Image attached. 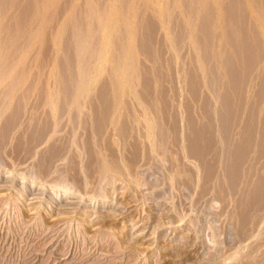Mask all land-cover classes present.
<instances>
[{
	"label": "rangeland",
	"instance_id": "1",
	"mask_svg": "<svg viewBox=\"0 0 264 264\" xmlns=\"http://www.w3.org/2000/svg\"><path fill=\"white\" fill-rule=\"evenodd\" d=\"M183 1H188V4L185 2L183 3ZM204 1L206 2V0L192 1L199 7L198 8L193 3H189L191 0H0V89L2 88L0 93L12 89L15 92H19L18 94L20 95L11 91L16 97L17 95L20 96V99H22L20 101L27 100L25 103L22 102V104L24 103L23 108L25 110L27 109L26 112H24V109H20L21 113H23L20 120H23L22 122L19 120L21 123L18 121V123H16L18 126L16 125L15 130L17 131L19 127L20 131H18L20 134H18V131L15 132V130L12 129L15 134L11 132L7 141L8 145L6 144V146L0 150V153H2L0 154V264H241L242 262V264H244L245 261V264H264V207L262 209L263 213H261V211L259 212L261 216L257 217L258 222L256 220L249 222V225L255 223L253 224L254 227L252 226L253 228H250L249 225H247L248 227H242L240 225V227L236 224V218L233 219L235 217V209H233L235 205H233L232 199L230 200L229 198L232 195L225 192L229 195L225 202L227 197L223 196L225 199L223 197L220 198V196L225 193L219 187L218 188L223 193L216 194V191H218L216 190V184L219 182L217 181L218 177L222 174L221 170H219L220 172L217 171L218 173H211L213 176L219 174L218 177L215 175L214 179L210 173L201 169L200 163H198L193 156L189 155L186 150L183 151V149L187 148L185 141H188L186 140L188 137L186 135H188L187 132H189V124L193 122V124H191L193 129L196 127L197 131H203L209 126V124L207 125V118L211 115L217 119V116L214 115L217 110L218 112L220 110L219 97L214 96L216 93H213L205 85L207 84L205 80L209 78L208 70L206 69L208 68V64L206 63L207 61H205L206 57L202 53L200 54L201 50H199L200 48L197 45H201V47L205 46V49L208 45L207 49L210 48L209 51H212L211 56H214V58L216 57V59L212 57L214 63H216L214 64L212 61V65H217V68L215 66L212 67H215L217 70L220 69L219 72H222L224 67L222 63V56L224 54L222 53L225 52L226 47L229 46V49H231L235 46L230 44L233 40V38L232 40L230 38V32L235 33L230 30L236 28L235 31L237 32V27H239L234 25L235 27L231 29L225 17L227 12L226 4L229 0H207L208 4H205ZM259 1L260 3L258 0L243 1L245 3L244 6L246 8L248 7V9H245V13L242 12L246 15L245 17L247 19H250L248 23L250 22L249 26L252 27L251 29L254 30L255 28V30H257L255 31V37L259 38L258 40L261 44L256 47V45H258V41L256 40L255 46L253 47H256V49L260 48V50H257L263 60L261 59L259 61L260 64L258 63L259 66L257 65L258 67L255 69L250 68L248 76L245 74L247 76V85L245 84L247 90L245 91V96L242 97V99L240 98V101H237L236 105L243 106L242 109L247 108L253 101L256 102V85L258 86V82L262 78V76L260 78V75L264 73V54L262 52L264 51V5H262L264 4L262 3L264 0ZM209 2L212 4L211 7L213 6L212 8L210 7L211 10L213 9L211 13L215 12V18L212 14L214 20L211 18L213 21H210V24H212L210 27H213V36L215 34V37L213 38L212 36L209 40L205 38L207 39L206 45L203 39H200L203 41L199 40L200 32L198 29L200 28H196V26L199 27L202 18L205 16L204 13L206 9L205 12H203V9L205 5V8H207V5L210 4ZM255 3L260 5L258 6ZM192 4L195 6V9L191 8V6H193ZM188 5L190 7H188ZM243 13L242 16H244ZM201 14H203V17ZM175 15L176 18L178 17L177 19ZM192 15L194 16L192 17ZM192 18H194V21ZM199 19H201V21ZM177 22L180 23V27H182L183 24L185 26L182 27L185 32L180 28L182 33L180 34V31L178 35L179 23L177 24ZM208 22L209 21L205 22L207 23L205 24L206 27L210 25ZM173 24L175 26L177 25L175 28L178 30H174L176 32L173 31ZM150 25L152 27H150ZM224 25L226 26L224 27ZM225 28L229 30L227 31ZM151 29H153V31ZM223 29H225L227 33L230 31L228 33L229 36ZM80 30L84 31V33ZM148 30H150V32ZM196 32L199 33L196 35ZM142 33L143 35H140ZM173 34L176 36L174 35L175 37H173ZM180 35H182V38ZM197 36L198 38H196ZM183 37L187 41L184 40ZM229 38L231 41L228 43ZM176 39L177 42L181 40L184 42L181 41L175 44L174 40ZM197 41H200V44H198ZM201 42H203L204 46H202L203 44ZM210 42L211 44L213 42V45H209ZM232 42H234V40ZM143 43L148 47L144 48L145 46H143ZM139 46H143L142 49ZM248 47L252 48L251 46ZM144 51L145 55H143ZM258 51L256 52L258 53ZM146 52H148L147 55ZM151 53H153V55L149 56ZM154 53H157V55L159 54L158 57L155 55L156 59L154 58ZM212 53L214 55H212ZM220 56L222 59H220ZM237 56L238 55H235V57ZM145 57H148L149 60ZM208 58L207 56V59ZM210 59L211 57L209 60ZM232 59L235 61L238 57ZM240 60L242 59L240 58ZM237 61H239V59ZM154 62L157 64H154ZM72 63L73 68H71ZM236 63H234V66L236 65L237 67L239 62ZM240 65L238 69L241 71ZM236 67L234 71L237 73ZM159 69L160 71L157 73ZM67 70L70 72V80L68 77H65L66 74L64 72H67ZM74 70L76 72H74ZM72 71L74 72L73 74L71 73ZM69 72H67L68 76ZM160 74L163 75V79H161ZM71 75H74V77L77 76L76 79L73 78L75 81H78L76 82V84H78V90L76 89L78 94L75 97L76 102H73V106H82L80 107V114L81 116L83 115V118L89 115L90 108L87 107L89 106V100L92 99L91 101H93L95 97L94 103L96 104V93L101 91H105L106 94H108L109 100L112 103L111 105L115 108L113 113L119 114V117H121H116V115L115 120V114L112 113L110 116V118L113 116V118L110 119L112 125L106 129L102 142L104 141L103 145L105 143L107 145L108 142L110 143L112 140L110 143L111 145L108 144L107 146L113 150L112 152H114V155L117 157L121 152V155H125H122L123 157L121 155L118 156V158L122 159L120 160L122 162L120 165L123 169L122 173L114 174V171H109V173H104L106 174L105 176L100 177V175L104 174L102 173L99 175L96 169L93 170V172H96L94 174L92 171L90 172V170H87L88 164L86 165V163L88 160L86 158L88 154L82 148V141L85 137V132L83 131L84 124H78L76 126V128H78L76 129L72 125L71 119H69V113H67L69 116H63L65 120L59 119V112L57 110L59 108L58 103L61 102L59 98L61 95L58 94L57 91L62 87L69 86L70 82L68 81L73 80ZM245 75H243L244 82L246 79ZM158 76L160 79L159 81ZM144 77L149 79L150 83L153 85V89L148 92L143 89ZM191 79L193 82L198 80L196 84L197 87H192L195 90H191V86L195 85V83L191 82ZM65 81L68 85H66ZM63 82L66 86L63 85ZM222 82H224V78ZM154 85H158L160 88ZM24 90H28V92L25 91V93L27 92V94L29 93L30 96L33 97L29 98L27 95H25V97ZM40 90L41 93L47 91L49 97H47L48 104L45 98L42 101L44 95L41 94L42 96H40ZM220 90L222 91L221 88ZM193 91L198 105L196 100L190 98L191 96L194 97V95L189 93ZM232 92L231 89L230 93L234 95ZM1 94L4 95V93ZM37 94L39 98L41 97L42 102H40V104L45 101L42 106L37 102L40 101L39 98L35 100ZM9 95L13 96L12 94ZM9 95L8 97L11 99ZM161 96H163V102L165 101V104H163L165 107L163 113H169V120H174L173 123L175 122L174 125L176 126L177 132L181 134L179 138L177 137L178 140L184 138L181 140V143L179 142L181 145L176 144L178 142L176 141L177 139L173 141L172 138H169L170 140L172 139V141L168 143V145H170L161 148L162 146L158 143L156 132L153 131L155 130V126H153L155 125V122L153 123L155 120V111L150 113L152 110L149 107V101L150 103L152 102L151 104L153 105V103L157 102V98L159 99ZM1 97L0 95V99ZM203 97H205L206 100ZM59 99L60 102H58ZM28 100L30 102H28ZM33 100L36 104H34V106L32 105L34 103ZM77 100L79 102L83 100L81 103H85L82 105L78 103ZM12 101L8 100L10 104H7L12 105L13 109V104L16 105L17 102L16 100L14 101L16 103ZM50 101L53 103H51V107H48L50 106ZM205 101L208 103L210 101L209 108L211 110L212 108L214 109L213 111H209L214 113V115H203L205 110L200 108H202L201 106L204 108L203 104L206 103ZM263 101L264 99L259 104V107L262 103L264 104ZM77 103L80 105H76ZM7 104L2 105L0 108L2 110V112L0 110V127L5 126V124L9 122L5 114L7 115L9 112L11 114L13 113ZM44 104L45 106H43ZM19 105L20 108H22L21 102ZM37 105L40 107L37 108ZM146 105H148L147 109L144 108ZM206 105L207 103L205 106ZM31 106L32 109L30 110ZM73 106L72 108H74ZM160 106L155 109H160ZM262 106L264 107V105H261V108ZM35 107L37 109H35ZM85 107L87 112L89 111L88 113ZM14 108L16 109V106ZM124 108L127 113H123L125 111ZM130 109H132L130 113L133 112L131 116L135 119L127 116L130 114L128 113ZM36 110H39V115L42 111L41 116H37ZM46 111L52 112V114L47 112V115H49V117L51 116L50 118L53 117L51 119V127L53 129H50L48 135L44 136L46 138H43V143L40 141V143L35 144L36 147L33 145V149H35L36 152H34V150L28 152L27 149L29 146H26V144H29L27 137H25V135L22 136L23 138L20 139H23L22 141L18 139L21 135L29 131L28 127H30L35 119H38V121L46 120L45 118L48 117L45 116ZM30 112H32L33 115H31L32 113ZM121 112L122 114H120ZM85 113H87L86 116H84ZM163 113L160 112L159 114L163 116ZM123 114L127 115L124 116ZM174 114L176 115L174 116ZM259 114L258 117L261 118V112ZM42 115L45 116V118H43ZM199 115L202 116V118L204 117L203 120H201L202 118L199 117ZM10 116L9 120L11 119ZM34 116H36V118ZM40 117L43 119L40 120ZM29 118L32 119L28 121ZM214 118L209 119L215 123ZM4 119L7 120L3 122V125L1 121H4ZM120 119H127V121H123H125L124 124L128 125L129 130H131L130 132L132 135L130 134L129 136L131 140H134L133 142H130L129 138V143L126 142L127 144L119 142L117 127L119 126L120 128L123 124ZM205 119H207V121H205ZM60 120H63L64 123L66 122V126L63 122L64 125L60 123ZM189 120H191V123L187 122ZM25 121L28 122L26 123L27 125L24 126L23 123L25 124ZM114 121L116 127L114 126ZM56 123L57 128L55 129ZM58 123L62 125L61 128H59L60 126ZM116 123H118V125ZM21 124L24 126L23 128ZM212 124L210 123L212 128L210 126V128H208L211 129V133H214V136L217 137V130H219L217 128L219 127ZM89 125L91 124L87 123V126ZM72 128H75V131L72 130ZM185 128L188 129L186 130ZM213 128H215L214 132H212ZM2 129L3 127L0 131ZM21 129H23V133H21ZM68 129L71 130L70 133ZM134 130H138L136 132L137 134L135 133L137 137L133 133ZM55 131L58 132L55 133ZM80 131L82 133H80ZM62 133H66V136L64 134L63 136H65L67 140L70 138L69 140L71 142L73 141V144L68 141L71 145H68L69 150H67L69 152L67 151V153L60 158L59 156L56 159L54 158L55 160H53L51 164V166L54 167L52 168L50 166L51 168L47 171L46 165L42 164L40 161L47 158L49 155L48 153H50L49 150L53 146L56 144V147L60 146ZM182 133L184 134L182 135ZM13 135L17 136L14 137ZM105 135H107V137ZM50 137L54 138V140ZM71 137L76 139L73 140ZM24 138L27 142H24L22 145V142L25 141ZM135 139L137 145L135 144ZM49 140L54 141V144ZM114 140L116 141L114 142ZM151 141L153 143H150ZM19 142H21V144ZM172 142H176L175 145H173ZM199 144L202 146L203 142ZM183 145L186 147L184 148ZM9 146V151H7ZM14 146H18L17 148L22 147L19 150ZM50 146L51 148H49ZM115 146H117V148L119 147V151L115 149ZM123 146L125 147L123 148ZM46 147L48 151L44 149ZM138 147L141 148L138 150ZM102 148L101 144L96 145V150H94V153L95 151L96 153L94 156L99 157L97 153L100 152V157L102 158L105 154ZM148 149L151 151H148ZM156 150H158L157 152L159 153H157ZM147 151L150 152V157L147 156L148 153L145 154ZM137 152L141 156L139 154L136 155ZM29 153L30 156L27 155ZM129 153H131L132 156ZM74 154L79 158H76ZM15 155L16 158L14 157ZM133 155H135V157ZM151 155H153L152 159ZM167 156L171 160H168ZM213 156L214 155H210L208 157L210 159L205 160V162L207 163L209 161L211 163L209 164L215 167L216 164L219 163V159L217 160L218 157ZM207 157L205 159H207ZM254 157L255 156H252L253 159L248 162V166L253 167L252 162L256 164ZM24 158H26V160ZM262 158L258 160V163L260 161L261 163H257L255 166L258 168H255L256 171H264V158ZM134 159L136 161H134ZM38 161L40 162L39 164ZM126 161H128V164H126ZM76 162L79 164L78 166L75 165ZM40 164H42L43 167H40ZM38 166L42 169L36 168ZM75 166H77V168ZM126 168L129 172L128 170L126 171ZM74 169H77L74 172L78 175L73 173ZM79 169L81 171H79ZM57 173H60L59 177H57ZM128 173H132L133 176ZM63 174L68 177L65 178ZM72 174H76L77 177ZM80 175L83 184L81 183ZM208 175L211 177L210 179L208 178L210 181L206 183V180H208L207 177H209ZM106 176L107 178H105ZM111 177H113V179ZM73 179L75 181L74 183ZM76 179H78L80 183H78ZM191 180L194 181L191 182ZM90 183H92V185ZM79 184H81V186ZM238 197L239 196L235 197V199ZM231 198H233V201L235 200L234 196ZM223 202L225 204L229 203L225 205ZM247 228L252 230L248 232ZM261 261L263 262L261 263Z\"/></svg>",
	"mask_w": 264,
	"mask_h": 264
},
{
	"label": "bare ground",
	"instance_id": "2",
	"mask_svg": "<svg viewBox=\"0 0 264 264\" xmlns=\"http://www.w3.org/2000/svg\"><path fill=\"white\" fill-rule=\"evenodd\" d=\"M190 1V0H189ZM193 0H191V2H189V3H193L192 2ZM223 1H225V0H223ZM244 1V0H243ZM243 1H240V0H229L228 2H227V4H226V6H227V8L226 7H224V8H226L227 9V12H226V19L228 20V25L231 27V29H233L235 26L237 27V26H239V27H237V32L235 31V29H233V30H230V31H234L235 33H233V32H230V38H231V40H232V38H233V40H234V42H232L231 40H230V38H229V41H228V43L230 42V44L232 45H235L233 48H231V49H229V46L228 47H226L225 48V52L224 53H222V54H224L222 57H223V59H222V57L220 58V59H222V63L224 64L223 66V70H222V72H219V70H217L216 68H217V65H212V61H213V63H214V60L212 59V57L214 58V56H211V52L212 51H209L210 50V48H208L207 49V39H205V38H208V40L213 36V27L211 28L210 26H212V24H210L214 19L212 18L213 17V15H214V13H211V12H213L211 9H210V7H211V2H209L210 4L209 5H207V8H205L206 7V5H205V7H204V11L203 12H205V9H206V12L204 13V17L202 16L203 14H201V16L203 17H200V18H202V21H201V19H199L200 21V24H199V27L198 26H196V28H200V29H198V31L200 32V36H199V40L200 39H203L205 42V44L207 45L206 46V49H207V51H206V49H205V46H204V44H203V42H201L203 45L202 46H204V47H201V45H197V46H199V50H201V52H200V54L202 53L205 57H203V58H205L206 60L205 61H207L206 63L208 64L207 66H208V68H206L207 70H208V80H205V82L207 81V84H205L206 86H207V88H209L213 93H216V95H214V96H218L219 98V100H220V110H219V112H218V110L215 112V115H214V113H211L209 110H211L210 108H209V103H210V101H209V103L208 102H206L207 103V105L205 106V104L206 103H204L203 105H204V108H203V106H201L202 108H200V109H204L205 110V112L203 113V115H210V114H212V115H214V116H217V119H215L214 117H212L211 115L209 116V118H214V120H215V123L213 122V121H210V119L209 118H207L208 119V121H207V119H205V121H207V125L209 124V126H210V123L212 124V122H213V124L212 125H216L217 127H219V128H217V129H219V130H217L218 131V135H217V137H215L214 136V133L212 134L211 133V129H209L208 127V130H209V132H208V130H207V128H205V130H203V131H197V129H196V127L194 126V125H192V126H194L195 128L193 129L192 127H191V124H193V122L191 123L190 121L191 120H189V121H187V122H189V123H191V124H189L190 126H189V132H187L188 133V135H186V136H188L187 138H186V140H188V141H185V145L187 146V148L186 149H183V151H185L186 150V152H188L189 153V155H191V156H193L196 160H197V162L198 163H200V166H201V169H204V171H207L208 173H210V175H212L211 173L212 172H214V173H218V172H220L219 170H221V172H222V174H220V178L218 177V175H216L217 177H218V180L217 181H219L217 184H216V190H222L224 193L226 192L227 194H230V195H232V196H234V199H235V197H237V196H239L237 199H235L234 201H233V198H231L232 196H230L229 198H230V200L233 202V205H235V208H233V209H235V217L233 218V219H235L236 218V224H238L239 226L241 225L242 227H248L247 225H249L250 223V221H257V217H260L261 216V214L259 215V212L261 211V213H263L262 212V209H263V207H264V171L263 170H261V172L260 171H256L255 170V168H257V167H255L256 166V164L258 163V160H260L262 157L264 158V107L262 106V108H261V105H264L263 103L260 105V107H259V104L262 102V100L264 99V73H263V75H260V78H261V76H262V78L259 80V82H258V86L256 85V91H255V93H256V96H257V100H255L256 102H254L253 101V103H250L249 105H248V107L247 108H244V109H246V110H244V109H242L243 108V106L241 107L240 105H239V102H238V105L239 106H236L237 105V101H240L239 99L241 98L242 99V97H244L245 96V91L247 90V82H246V80H247V76H248V74L250 73H248V71H250V68H253V69H255L256 67H258L259 65H258V63L260 64V60L262 59L261 57H260V54H259V51L258 50H260V48L257 50L256 49V47L257 46H259V38H256L255 37V31H257V30H255V28H254V30L253 29H251L252 27H250L249 25V23H248V21L250 20L249 18L247 19L245 16L246 15H244V11H245V9H248V7L246 8L244 5H245V3L243 2ZM257 1V0H256ZM185 1H183V3H184ZM188 2V1H187ZM187 2H185V3H187ZM196 2V1H195ZM205 2V1H204ZM258 2L260 3V1L258 0ZM257 2V3H258ZM169 3V2H168ZM197 3V2H196ZM257 3H255V4H257ZM262 3H264V1L262 2ZM188 4V3H187ZM186 4V5H187ZM194 5H195V3H193ZM192 4V5H193ZM205 4H208L207 3V0H206V2H205ZM225 4V3H224ZM190 5V4H189ZM188 5V7H190ZM191 6V8L192 9H195L194 7L196 6V7H198L197 5H198V3H197V5H195V6ZM258 5V4H257ZM256 5V7L258 8V6L260 5H258L257 6ZM262 5H264V4H262ZM224 6V5H223ZM186 7V6H185ZM213 7V6H212ZM211 7V8H212ZM199 8V7H198ZM263 8V7H262ZM171 10V9H170ZM173 10V9H172ZM215 10V9H214ZM260 10H261V8H260ZM224 11V10H223ZM226 11V10H225ZM244 13H243V12ZM169 12V11H168ZM172 13V12H171ZM190 13V12H189ZM196 13V12H195ZM242 13H243V15L244 16H242ZM169 14V13H168ZM173 14V13H172ZM179 14V13H178ZM194 14V13H193ZM196 14H198V13H196ZM195 14V15H196ZM213 14V15H212ZM241 14V15H240ZM173 16V15H172ZM180 16V15H179ZM194 15H192V17H193ZM197 16H199V15H197ZM240 16H242V17H240ZM249 16V15H248ZM187 17V16H186ZM172 18H174V17H172ZM175 18H176V15H175ZM174 18V19H175ZM178 18V17H177ZM176 18V19H177ZM195 18V17H194ZM194 18H192L193 19V21H194ZM199 18V17H198ZM213 20H212V19ZM214 18H215V15H214ZM190 19H191V17H190ZM171 20V19H170ZM173 20V19H172ZM195 20H197V19H195ZM212 20V21H211ZM227 20H225V21H227ZM193 21H191V22H193ZM207 21H209L208 23L210 24V25H208L207 27H206V25L205 24H207V23H205V22H207ZM211 21V22H210ZM254 21V20H253ZM175 22V21H174ZM196 22H198V21H196ZM255 22V21H254ZM254 22H253V24H254ZM147 23V22H146ZM179 22H177V24H178ZM224 23V22H223ZM149 24V23H148ZM195 24H197V23H195ZM226 24V23H225ZM170 25V24H169ZM174 25V24H173ZM227 25V24H226ZM226 25H224V27L226 26ZM235 25V26H234ZM155 26V25H154ZM177 26V25H176ZM175 25H174V27H172L173 28V31L174 30H178V29H176L175 27H176ZM179 30H178V33H177V35L179 34V32L181 31V30H183V26H184V24H183V26L182 27H180L181 25H180V23H179ZM192 26V25H191ZM193 26H194V24H193ZM150 27H152L151 25H150ZM171 27V26H170ZM185 27V26H184ZM195 27V26H194ZM143 28H144V26H143ZM180 28H181V30H180ZM148 29V28H147ZM212 29V30H211ZM215 29V28H214ZM227 31L229 30L228 28H225ZM225 29H223V30H225ZM143 30V29H142ZM152 31H153V29H151ZM226 30L224 31V32H226ZM20 31V30H19ZM81 31V30H80ZM146 31V30H145ZM149 32H150V30H148ZM184 32H185V30H183ZM192 31V30H191ZM215 31V30H214ZM79 32V31H78ZM82 33H84V31H81ZM144 32V31H143ZM174 32H176V31H174ZM183 32V33H184ZM198 32V33H199ZM216 32V31H215ZM228 32V33H229ZM148 33V32H147ZM152 33V32H151ZM182 33V31L180 32V34ZM197 32H196V35L198 34ZM227 33V32H226ZM228 33H227V35H228ZM233 33V34H232ZM176 34V33H175ZM175 34H173V37H175L176 35ZM194 34V33H193ZM225 34V33H224ZM258 34V33H257ZM140 35H143V33L142 34H140ZM175 35V36H174ZM185 35V34H184ZM231 35H232V37H231ZM234 35V36H233ZM182 35H180V37H181ZM195 36V35H194ZM229 36V35H228ZM228 36H227V38H228ZM148 37V36H147ZM184 37H186V36H184ZM183 37V38H184ZM215 37V34H214V36H213V38ZM141 38H142V36H141ZM150 38V37H149ZM182 38V37H181ZM196 38H198V36L196 37ZM147 39V38H146ZM175 39V38H174ZM178 39V38H177ZM177 39L176 40H174V42H175V44H178V42H181V41H178L177 42ZM188 39V38H187ZM141 40V39H140ZM184 40H186L185 38H184ZM203 40H200V41H203ZM214 40V39H213ZM216 40V39H215ZM258 41V45H256V47L254 48L253 46H255V41ZM143 41V40H142ZM187 41V40H186ZM200 41L198 42L197 41V43L198 44H200ZM211 41V40H210ZM144 42H146V41H144ZM182 42H184V41H182ZM187 43V42H186ZM235 43V44H234ZM211 44V42L209 43V45ZM226 44V43H225ZM180 45V44H179ZM178 45V46H179ZM185 45H187V44H185ZM211 45H213V42H212V44ZM261 45V44H260ZM143 46H145L144 48H147L146 47V45H144V43H143ZM142 46V47H143ZM180 46H182V45H180ZM225 46V45H224ZM248 46H251L252 48H249ZM141 49H142V47L141 46H139ZM138 47V48H139ZM176 47V46H175ZM177 48V47H176ZM183 48V47H182ZM198 48V47H197ZM202 48V49H201ZM224 48V47H223ZM140 49V50H141ZM222 49V48H221ZM143 50H145V49H143ZM142 50V51H143ZM178 50V49H177ZM181 50V49H180ZM179 50V51H180ZM263 50V49H262ZM146 51V50H145ZM145 51H144V53H143V55H145ZM256 51H258V53L256 52ZM208 52V53H207ZM261 52V51H260ZM263 52V54H264V51H262ZM65 53H67V52H65ZM158 53V52H157ZM157 53L155 54L154 53V58H155V55H157ZM148 54V52H146V55ZM207 54H209V55H207ZM152 56L153 55V53H151V54H149V56ZM159 55V54H158ZM158 55H157V57H158ZM202 55V56H203ZM212 55H214L213 53H212ZM235 55H238L237 57H238V59H239V61H237V60H233L232 58H237V57H235ZM207 56L210 58L211 57V59L209 60V58L207 59ZM69 57V56H68ZM160 57H161V55H160ZM159 57V58H160ZM65 58V57H64ZM146 58V57H145ZM153 58V57H152ZM240 58L242 59V60H240ZM146 59H148V57L146 58ZM156 59V58H155ZM158 59V58H157ZM214 59H216V57L214 58ZM69 60H72V59H69ZM74 60V59H73ZM149 60V59H148ZM163 60V59H162ZM161 60V61H162ZM263 60V59H262ZM75 61V60H74ZM158 61V60H157ZM220 61V60H219ZM233 61H234V63H238L239 62V65H240V69H241V71L238 69V66L236 67V65L234 66V63H233ZM72 62V61H71ZM77 62V61H76ZM156 62V61H155ZM154 62V64H157V63H155ZM164 62V61H163ZM221 62H220V64H221ZM241 62V63H240ZM73 63H75V62H73ZM73 63H72V66H71V68H73ZM159 63H160V61H159ZM236 63V64H237ZM71 64V63H70ZM171 64V63H170ZM214 64H216V63H214ZM258 65V66H257ZM156 66H158V65H156ZM191 66V65H190ZM212 66H215V67H212ZM221 66H222V64H221ZM78 67V66H77ZM153 67H154V65H153ZM193 67V66H192ZM237 68V73L234 71V68ZM74 68H75V66H74ZM161 68V67H160ZM169 68V67H168ZM216 70H215V69ZM219 68V67H218ZM170 69V68H169ZM253 69H251V70H253ZM263 69H264V67H263ZM156 70V69H155ZM161 70H163V69H161ZM236 70V69H235ZM238 70H239V72H241V73H239L238 72ZM76 71H77V69H76ZM75 70H74V72H76ZM158 71H160V69L159 70H157V73H158ZM67 72H69V70H67ZM67 72L65 71L64 73L66 74V78L68 77V79L70 78V72L68 73L69 74V76L67 75ZM73 71L71 72L72 74L74 73ZM216 74H215V73ZM162 73V72H161ZM77 74V73H76ZM245 74H247V76L245 75ZM75 75V74H74ZM74 75L71 77V78H73L74 77ZM159 75V74H158ZM161 75V74H160ZM221 77H220V76ZM243 75H245L246 77V79H245V82H244V80H243ZM162 76L163 75H161L160 77H161V79H163L162 78ZM206 76V75H205ZM77 77V76H76ZM76 77H74L75 79H76ZM146 77V76H145ZM144 77V81H143V89H145L147 92L148 91H150V90H152L153 89V85L150 83V80L149 79H146ZM66 78H65V80H66ZM74 78H73V80H71V81H68V82H70L69 83V86H67V87H62V88H60V90H58L57 92H58V94H60L61 96H59V98L61 99V102H60V99H59V101L58 102H60V103H58L57 101V103L60 105H58V112H59V119H63L64 117L63 116H65V115H67V116H69L70 118L69 119H71V123H72V125L76 128V126L78 125V124H80V123H83V124H81V125H83V128H84V132H85V137H84V139H83V145H82V148L86 151V153L88 154V156H87V160H88V162L86 163V165L88 164V169L87 170H90V172L92 171V173L94 174V173H96L97 171H98V173H99V175L100 174H104L105 172H108L109 173V171H114L113 173L114 174H120V173H122V166H120L121 164H122V162L120 161V160H122L121 158H118V156H120L121 155V153H120V155L118 154V156L116 157L115 155H114V152H112L113 150H111L110 149V147L109 146H107L108 144L109 145H111L110 143H111V141H110V143L108 142V144L106 145V143L104 144V145H106V146H104L103 145V143H104V141L102 142V140H104V134H105V131H106V129L110 126V125H112L111 123V120L110 119H112L113 118V116H112V118H110V116L112 115V113L114 112V110H115V108H113V105H111L112 103L110 102V100H109V96H108V94H106V92L105 91H101V92H97L96 93V104L94 103V99H95V97L94 96H92V97H94V99H93V101H91L92 99H90L88 102H89V106H87L88 108H90V112H89V115L88 116H86L87 115V110H86V107H85V110H86V112L87 113H85V115L84 116H86V118L84 117H82L81 116V114H80V107H82V106H79L80 104H78V103H81V102H83V100H81V102H79L78 100V103L76 104V105H78L79 107H77V106H73V102H76V95L78 94L77 92V85L78 84H76V82H78V81H75L74 80ZM165 78V77H164ZM223 78H224V82H222V80H223ZM172 79V78H171ZM193 79V78H192ZM191 79V80H192ZM70 80V79H69ZM78 80V79H77ZM157 80V79H156ZM160 79H159V76H158V81H159ZM193 80H195V79H193ZM193 80L191 81L192 83H195V85H193L192 83V85L193 86H191V90L193 89L192 87H197V82H198V80H196V81H194L193 82ZM238 81V82H237ZM164 82V81H163ZM65 83H66V85H68L67 84V82L65 81ZM64 82H63V85L65 84ZM161 83V82H160ZM224 83V84H223ZM236 83H237V85H236ZM164 84V83H163ZM246 84V85H245ZM66 85H64V86H66ZM151 85H152V88H151ZM159 85V84H158ZM158 85H154L155 87H157V88H160V87H158ZM75 86H76V88H75ZM199 86V85H198ZM244 86H246V87H244ZM190 87V86H189ZM15 88V87H14ZM220 88L222 89V91L220 90ZM246 88V89H245ZM2 89V88H1ZM0 89V90H1ZM6 89V88H5ZM4 89V90H5ZM29 89V88H28ZM77 89V90H76ZM104 89V88H103ZM231 89H232V93H234V95L233 94H231L230 93V91H231ZM3 90V91H4ZM6 90H8V89H6ZM189 90H190V88H189ZM193 90H195V89H193ZM209 90V91H210ZM11 91H13L12 89L11 90H8V91H6V92H1V93H4V95L3 94H1L0 93V95L2 96L1 97V99H0V108H1V106L2 105H4V104H7V103H9L8 102V100L9 101H12V102H14L15 100H16V102L18 103V105H17V103L16 102H14V103H16V105L15 104H13L14 106H13V109H12V105H9V104H7V106H9L10 108V110H11V112H13L12 114H11V116H10V114H9V116H10V120H9V116H8V114L6 115L5 113V116H7L8 117V123H6L5 124V126H1L0 127V129L3 127V129L0 131V150L1 149H3V147H5L6 146V144L8 145V143H7V141H8V139H9V137H10V135H11V132H13L14 133V131L13 130H15V128H16V125L18 126V124H16V123H21L22 122V120H20L21 118H22V114L23 113H21V110L20 109H24L23 108V104L27 101H20V100H22V99H20V96H18V95H20V94H18L19 92H15V91H13L15 94L17 93L18 95H17V97H19V98H17L16 97V95L13 93V92H11ZM18 91V90H17ZM25 91H27L28 92V90H24V96L25 95H27V97H33V96H30V94L28 95L27 94V92L25 93ZM43 91H45V90H43ZM42 91V92H43ZM197 91H198V93H199V90L197 89ZM31 92V91H30ZM46 92V93H45ZM44 93H41V90H40V96H42V95H44L43 97H42V101L44 100V98L46 99V103H47V100H48V93H47V91H45ZM145 92V91H144ZM143 92V93H144ZM196 92V91H195ZM32 93V92H31ZM34 93H36V92H34ZM33 93V94H34ZM37 93H39V92H37ZM146 93V92H145ZM190 94H192V95H194V97H192L191 95V97L190 98H193V100H196L195 99V94H193L194 93V91L191 93V92H189ZM9 94H12L13 96H10ZM42 94V95H41ZM97 94H98V96H97ZM8 95L11 97V99L8 97ZM199 95V94H198ZM23 96V97H24ZM37 96H38V94H37ZM37 96H35L36 98H35V100H38V98H39V96L37 97ZM79 96V95H78ZM77 96V97H78ZM9 99H8V98ZM15 97V98H17V99H13V98ZM26 97V96H25ZM48 97V98H47ZM162 97V98H161ZM161 97H159V99L157 98V102H155V101H153L152 99V101L153 102H155V103H153V105L150 103V101H149V107L151 108V112L150 113H152L153 111H155L154 112V114H155V120L153 121V123L155 124V125H153V126H155V130H153V131H155L156 132V135H157V139H158V143H159V145L160 146H162L161 148H165L167 145H168V143H170V141H172V139H173V141H174V139L176 140V141H178L176 144H180L181 143V140L182 139H184V138H180L179 140H178V138L180 137V135L181 134H179L178 132H177V129H176V126L174 125V123H173V121H170L169 119H170V117H169V113L168 114H165V112L163 113V110H165V107H164V105L163 104H165L164 102H163V96H161ZM198 97H200V96H198ZM84 98V97H83ZM201 98V97H200ZM204 99H205V97H203ZM202 98V99H203ZM28 99V98H27ZM78 99V98H77ZM199 99V98H198ZM217 99V98H216ZM24 100V99H23ZM39 100L40 101H37V102H39V105H41L42 106V104L45 102H43L42 104H40V102H42L41 101V97L39 98ZM75 100V101H74ZM80 100V99H79ZM88 100V99H87ZM192 100V101H193ZM201 100V99H200ZM206 100V99H205ZM34 101V100H33ZM32 101V102H33ZM197 101V100H196ZM203 101V100H202ZM21 102V107L22 108H20V105H19V103ZM22 102H24L23 104H22ZM28 102H30L29 100H28ZM36 102V103H37ZM49 102V101H48ZM87 102V103H88ZM218 102V101H217ZM264 102V101H263ZM51 103H53L52 101H50V106H48V107H51ZM85 103V102H84ZM83 103V104H84ZM27 104H29V103H27ZM27 104H25V105H27ZM34 104H35V101H34V103L32 104L33 106H34ZM48 104V103H47ZM75 104V103H74ZM82 104V103H81ZM82 104V105H83ZM212 104V103H211ZM36 105V104H35ZM39 105H37L38 107L37 108H39L40 106ZM74 107V108H72V106ZM88 105V104H87ZM160 105H163V106H160ZM197 105H198V101H197ZM202 105V104H201ZM16 106V109L14 108ZM43 106H45V104L43 105ZM86 106V105H85ZM125 106V105H124ZM128 106V105H127ZM131 106V105H130ZM147 106L148 105H146V107H144V106H142V107H144V108H146L147 109ZM160 106V109L159 108H157V109H155L156 107H159ZM211 106V105H210ZM235 106H236V108H235ZM25 107V106H24ZM114 107H115V105H114ZM117 107V106H116ZM121 107V106H120ZM148 107V108H149ZM212 107V106H211ZM5 108V107H4ZM6 108H8V107H6ZM28 108H29V106H28ZM36 107H35V109H37ZM57 108V107H56ZM118 108V107H117ZM122 108V107H121ZM120 108V109H121ZM126 108V107H125ZM125 108H124V110H125ZM129 108V107H128ZM134 108V107H133ZM149 108V109H150ZM199 108V107H198ZM3 109V108H2ZM8 109V110H9ZM32 109V106H31V108H30V110ZM41 109V108H40ZM145 109V110H146ZM155 109V110H154ZM167 109V108H166ZM213 109L214 108H212V110L211 111H213ZM216 109V108H215ZM218 109V108H217ZM1 110V109H0ZM4 110V109H3ZM13 110V111H12ZM15 110V111H14ZM27 110V109H26ZM26 110L24 109V112H26ZM29 110V111H30ZM43 110H45V109H43ZM50 110V109H49ZM134 110V109H133ZM198 110V109H197ZM197 110H195V111H197ZM28 111V112H29ZM37 111V110H36ZM39 111V110H38ZM38 111H37V116L39 117V116H41V114H42V111H41V113H40V115L38 114ZM51 111H53V110H51ZM83 111V110H82ZM120 111H122V110H120ZM126 111V110H125ZM123 112V113H127V111L126 112ZM130 111H132V109H130L129 110V112L128 113H130ZM136 111V110H135ZM161 113H163V116H161V114H159L160 112ZM167 111V110H166ZM189 111V110H188ZM187 111V112H188ZM200 111V110H199ZM249 111H250V113H249ZM1 112H2V110H1ZM0 112V113H1ZM23 112V111H22ZM45 112V111H44ZM47 112L49 113V114H52V112L50 113L49 111H46V115L45 116H48L49 117V115H47ZM159 112V113H158ZM261 112V118H259L258 116L260 115L259 113ZM20 113H21V115H20ZM30 113H32V112H30ZM33 113H34V111H33ZM33 113L31 114V115H33ZM67 113H69V115L67 114ZM133 112H131L129 115H127V116H130V117H132L131 116V114H132ZM148 114H150L149 112H147ZM191 113V112H190ZM219 113V114H218ZM3 114V113H2ZM27 114V113H26ZM35 114V113H34ZM44 114V113H43ZM83 114H84V112H83ZM113 114H115V113H113ZM120 114H122V112L120 113ZM171 114V113H170ZM188 114V113H187ZM218 114V115H217ZM117 115V116H116ZM124 115V114H123ZM122 115V116H123ZM126 115H124V116H126ZM133 115V114H132ZM151 115V114H150ZM167 115V116H166ZM176 114H174V116H175ZM201 115H202V113H201ZM202 115V116H203ZM4 116V115H3ZM20 116V117H19ZM45 116H43L42 115V117L43 118H45ZM115 116L116 117H119V114H115L114 115V118H115ZM153 116V115H152ZM189 116V115H188ZM202 116H200L199 115V117H201L202 118ZM207 116V117H208ZM7 117H5V118H7ZM35 118H36V116H34ZM34 117H32V118H34ZM45 118L46 120H42L43 118H41L40 117V120H42V121H38V119H35L32 123H31V125H30V127H28V129H29V131H27V132H29V133H27V135H26V133L25 134H23V135H21L20 137H19V139L18 140H20L21 138H23L22 136H24L25 135V137H27V140H28V143L29 144H26V146H29V148L27 149L28 150V152H30V151H33L34 150V152H36L35 151V149H33V147L35 146L36 147V143L38 144V143H40V141H42L43 140V138H46V137H44V136H47L48 135V131H50V129H53L52 127H51V125H52V118ZM83 119H82V118ZM2 118H4V117H2ZM31 118V119H32ZM119 118H121V117H119ZM118 118V119H119ZM122 118H124V117H122ZM133 119H135L134 117H132ZM171 118H173V117H171ZM204 118V117H203ZM203 118L201 119V120H203ZM257 118V119H256ZM30 118L28 119V121H30L31 120ZM58 119V120H59ZM68 119V120H69ZM127 119H130V118H127ZM127 119L125 120V119H120L121 121H122V126H120V128H119V126L117 127L118 128V131H117V135H118V138H119V142H121V143H129L128 142V138L130 139V134H131V130H129V127H128V125H126V124H124V122L125 121H127ZM190 119V118H189ZM5 120H7V119H4V121L2 120L1 121V124H3L4 125V123L3 122H5ZM21 122H20V121ZM63 120H65V119H63ZM61 121L60 123H64V121ZM115 120H116V118H115ZM123 120H125V121H123ZM132 120V119H131ZM175 120H177V119H175ZM184 120V119H183ZM18 121V122H17ZM27 121V122H28ZM55 121V120H54ZM209 121H210V123H209ZM26 121H25V124L23 123V125L25 126V125H27L26 123H27ZM58 122V121H57ZM70 122V121H69ZM117 122V121H116ZM118 122H120V121H118ZM130 122V121H129ZM132 122V121H131ZM186 122V123H187ZM231 124H230V123ZM62 123V124H63ZM87 123L89 124H91V125H89V126H87ZM121 123V122H120ZM119 123V124H120ZM152 123V124H153ZM169 123V124H168ZM173 123V124H172ZM179 123V122H178ZM234 123V124H233ZM54 124V123H53ZM65 124V126H66V122L64 123ZM63 124V125H64ZM86 124V125H85ZM117 125H118V123H116ZM129 124V123H128ZM197 124V123H196ZM206 124V123H205ZM22 124H21V127L23 128L24 126H23ZM58 125H59V123H58ZM121 125V124H120ZM142 125V124H141ZM19 126H20V124H19ZM60 127L59 128H61V126L62 125H59ZM71 126V125H70ZM72 126V127H73ZM85 126V127H84ZM114 126L116 127V125H115V121H114ZM113 126V127H114ZM136 126V125H135ZM143 126V125H142ZM149 126V125H148ZM215 126V127H216ZM68 128H70L69 126H67ZM80 127V126H79ZM152 127V126H151ZM257 127H258V129H257ZM57 128V123H56V127H55V129ZM75 128H72V130H74ZM78 128V127H77ZM76 128V129H77ZM136 128H137V126H136ZM139 128V127H138ZM145 128H146V126H145ZM212 128V127H211ZM13 129V130H12ZM20 128L18 127V130H19ZM27 129V130H28ZM63 129V128H62ZM81 129V128H80ZM110 129H112V128H110ZM130 129H133V128H130ZM141 129V128H140ZM186 129V128H185ZM186 129V130H187ZM17 130V131H18ZM22 130V132L21 133H23V129H21ZM69 130V129H68ZM67 130V131H68ZM136 130V129H135ZM134 130V134L139 130H137V131H135ZM150 130V129H149ZM181 130V129H180ZM199 130V129H198ZM214 130H215V128H213V131L212 132H214ZM16 130H15V132H17ZM20 131V130H19ZM18 131V134H20V132ZM58 131H60V132H63V131H61V130H58ZM58 131H55V133L56 132H58ZM70 131L71 130H69V133H70ZM75 131V130H74ZM81 131H82V129H81ZM80 131V133H82ZM146 131V130H145ZM109 132V131H108ZM111 132V131H110ZM155 132H153V133H155ZM76 133V132H75ZM74 133V134H75ZM107 133V132H106ZM15 134V133H14ZM50 134V133H49ZM59 134V133H58ZM61 134V133H60ZM63 134L66 136V133H62V137H63V139H62V137L60 138V140H61V144H60V142H59V144H60V146H58V147H56L57 146V144L55 145V146H53L52 148H51V146L49 147V148H51L50 150H49V152L50 153H46L48 156H47V158L45 159V161H44V159H43V161L41 160V159H39V160H41L40 162L42 163V164H45L46 165V170L48 171L49 170V168H51L52 166H51V164L53 163V160H55L58 156H59V158L60 157H62V155H64L65 153H67V151L69 150V148H68V145H70L69 144V142L68 141H70L69 139L70 138H68V140H67V138L65 137V136H63ZM72 134V133H71ZM115 134H116V132H115ZM137 134V133H136ZM136 134H135V136H136ZM178 134H179V136H178ZM184 133H182V135H183ZM75 135H77V134H75ZM81 135H83V134H81ZM110 135V134H109ZM132 135V134H131ZM142 135V134H141ZM14 136V135H13ZM17 136V135H16ZM16 136H14V137H16ZM49 136H51V135H49ZM70 136V135H69ZM69 136H67V137H69ZM79 136V135H78ZM106 137H107V135H105ZM113 136V135H112ZM111 136V137H112ZM129 136V137H128ZM140 136V135H139ZM138 136V137H139ZM155 136V135H154ZM74 137H77V136H74ZM83 137V136H82ZM132 137V136H131ZM133 137H134V135H133ZM137 137V136H136ZM153 137V136H152ZM178 137V138H177ZM51 138V137H50ZM71 138H73V137H71ZM79 138H80V136H79ZM135 138V137H134ZM169 138H172L171 140L169 139ZM192 138H193V140H192ZM51 139H53L54 140V138H51ZM50 139V140H51ZM56 139V138H55ZM76 139V138H75ZM74 138H73V140H75ZM82 139V138H81ZM107 139V138H106ZM109 139H110V137H109ZM112 139V138H111ZM117 139V138H116ZM154 139V138H153ZM156 139V138H155ZM190 139V140H189ZM23 140V139H22ZM22 140H20V141H22ZM24 140H25V138H24ZM45 140V139H44ZM49 140V141H50ZM72 140V139H71ZM79 140V139H78ZM108 140V139H107ZM141 140V139H140ZM15 141H17V140H15ZM80 141V140H79ZM116 140H114V142H115ZM133 142L134 140H131L130 139V142ZM148 141V140H147ZM184 141V140H183ZM26 143L27 141L25 140V141H23L22 142V145H23V143ZM52 144H54V141H50ZM73 142V141H72ZM71 141H70V143H72ZM76 142H78V141H76ZM106 142V141H105ZM135 142H136V139H135ZM180 142V143H179ZM200 142H203V145H205V146H203L202 144V146H200ZM205 142V143H204ZM13 143V142H12ZM20 144H21V142H19ZM42 143H43V141H42ZM57 143H58V141H57ZM126 143V144H127ZM138 143H140V142H138ZM142 143V142H141ZM150 143H153L152 141L150 142ZM149 143V144H150ZM173 143V142H172ZM175 143H173V145H175ZM187 143V144H186ZM73 144V143H72ZM81 144V143H80ZM98 144H101L102 145V150L104 149V152H105V154H104V156L101 158L100 156V152L99 153H97V154H99V157L97 158L96 156H94L95 155V153H96V151H95V153H94V150H96L95 149V147H96V145H98ZM114 144V143H113ZM112 144V145H113ZM119 144V143H118ZM126 144H125V146H126ZM131 144V143H130ZM136 145H137V142L135 143ZM144 144V143H143ZM148 144V143H147ZM13 145V144H12ZM34 145V146H33ZM41 145V144H40ZM51 145V144H50ZM159 145H157V146H159ZM170 145V144H169ZM168 145V146H169ZM181 145V144H180ZM179 145V146H180ZM11 146V145H10ZM10 146L8 147V150L7 151H9V148H10ZM71 146V145H70ZM79 146H81V145H79ZM125 146H123V148L125 147ZM128 146H129V144H128ZM138 146H139V144H138ZM146 146V145H145ZM159 146V147H160ZM179 146H178V148H179ZM184 146V145H183ZM186 146H184V148L186 147ZM14 147H18V146H14ZM13 147V148H14ZM22 147V146H21ZM21 147H19V148H17V149H19L20 150V148ZM38 147V146H37ZM55 147V148H54ZM109 147V148H108ZM116 148V150H118V148H117V146H115ZM121 147H122V144H121ZM134 147H136V146H134ZM141 147H143V146H141ZM141 147H138V150H139V148H141ZM151 147V146H150ZM153 147H155V146H153ZM158 147V148H159ZM174 147V146H173ZM172 147V148H173ZM181 147V146H180ZM78 148V147H77ZM112 148V147H111ZM131 148V147H130ZM129 148V149H130ZM176 148H177V146H176ZM25 149V148H24ZM32 149V150H31ZM45 150L47 149V147L46 148H44ZM68 149V150H67ZM75 149V148H74ZM101 149V148H100ZM114 149V148H113ZM122 149V148H121ZM127 149V148H126ZM125 149V150H126ZM133 149V148H132ZM136 149V148H135ZM142 149H144V148H142ZM146 149V148H145ZM175 149V148H174ZM180 149V148H179ZM6 150V149H5ZM22 150V149H21ZM78 150V149H77ZM98 150V149H97ZM137 150V151H138ZM188 150V151H187ZM18 151V150H17ZM16 151V152H17ZM47 151H48V149H47ZM79 151V150H78ZM85 151H84V154H85ZM119 151V150H118ZM124 151V150H123ZM131 151V150H130ZM136 151V150H135ZM134 151V152H135ZM145 151V150H144ZM143 151V152H144ZM148 151H151V150H149L148 149ZM145 152V154L146 153H148L147 154V156H149V153L150 152ZM158 150H156V152H157ZM169 151V150H168ZM180 151H182V150H180ZM182 151V152H183ZM2 152V151H1ZM19 152H21V151H19ZM24 152V151H23ZM22 152V153H23ZM69 152V151H68ZM72 152V151H71ZM83 152V151H82ZM125 152V151H124ZM133 152V153H134ZM139 152V151H138ZM136 153V155H138L139 153ZM153 152V151H152ZM155 152V151H154ZM12 153V152H11ZM117 153V152H116ZM119 153V152H118ZM157 153H159V152H157ZM161 153V152H160ZM163 153V152H162ZM169 153V152H168ZM172 153V152H171ZM254 153V154H253ZM0 154H2V153H0ZM9 154H10V152H9ZM18 154V153H17ZM20 154V153H19ZM24 154V153H23ZM42 154V153H41ZM72 154V153H71ZM125 154V153H124ZM131 156H132V154L131 153H129ZM135 154V153H134ZM144 154V153H143ZM153 154V153H152ZM175 154V153H174ZM4 155V154H3ZM6 155V154H5ZM28 156H30V153L29 154H27ZM32 155H33V153H32ZM35 155V154H34ZM75 155V154H74ZM112 155V156H111ZM123 155V154H122ZM121 155V156H122ZM129 155V156H130ZM140 155V154H139ZM162 155V154H161ZM167 155V154H166ZM181 155V154H180ZM210 155H214L213 157H218L217 158V160L219 159V163H217L216 164V166L215 167H213V165H210L211 163L208 161L207 163L205 162V160H208V159H210V158H208ZM42 156V155H41ZM67 156V155H66ZM70 156V155H69ZM72 156V155H71ZM76 156V155H75ZM84 156V155H83ZM123 156H125V155H123ZM122 156V157H123ZM134 157H135V155H133ZM141 156V155H140ZM145 156V155H144ZM152 156L153 155H151V159H152ZM155 156V155H154ZM169 156H170V154H169ZM208 156V157H207ZM252 156H255L254 158H255V161H256V164L254 163V162H252L253 164H252V166L253 167H251V166H248V162L251 160L252 161ZM4 157V156H3ZM15 158H16V155L14 156ZM27 157V156H26ZM32 157V156H31ZM30 157V158H31ZM78 156H76V158H77ZM136 157H138V156H136ZM150 157V156H149ZM175 157H176V155H175ZM192 157V158H193ZM207 157V159H205ZM14 158V159H15ZM29 158V157H28ZM41 158V157H40ZM43 158V157H42ZM55 158V159H54ZM70 158V157H69ZM79 158V157H78ZM97 158V159H96ZM133 158V157H132ZM143 158V157H142ZM147 158V157H146ZM167 158H168V156H167ZM262 158V159H263ZM17 159H18V157H17ZM20 159H21V157H20ZM19 159V160H20ZM25 160H26V158H24ZM61 159H63V158H61ZM75 159V158H74ZM83 159V158H82ZM81 159V160H82ZM125 159H126V157H125ZM130 159V158H129ZM137 159V158H136ZM155 159V158H154ZM170 158H168V160H169ZM211 159H212V157H211ZM23 160V159H22ZM70 160V159H69ZM72 160V159H71ZM76 160V159H75ZM75 160H74V162H75ZM127 160H128V156H127ZM140 160V159H139ZM149 160H150V158H149ZM171 160V159H170ZM215 160H216V158H215ZM215 160H213V161H215ZM58 161V160H57ZM64 161V160H63ZM86 161V160H85ZM84 161V162H85ZM130 161V160H129ZM134 161H136L135 159H134ZM138 161V160H137ZM147 161V160H146ZM152 161V160H151ZM150 161V162H151ZM155 161V160H154ZM181 161V160H180ZM36 162V161H35ZM39 161H38V164L40 163ZM59 162V161H58ZM73 162V163H74ZM80 162H83V161H80ZM153 162V161H152ZM174 162V161H173ZM71 163H72V161H71ZM77 163V162H76ZM75 163V165H79L78 163L76 164ZM137 163V162H136ZM135 163V164H136ZM140 163V162H139ZM138 163V164H139ZM154 163V162H153ZM210 163V164H209ZM259 163H261V161L259 162ZM258 163V164H259ZM42 164H40V167L42 166L43 167V165ZM55 164V163H54ZM62 164V163H61ZM81 164V163H80ZM126 164H128V161H126ZM209 164V165H208ZM71 165V164H70ZM83 165H84V163H83ZM124 165V164H123ZM185 165V164H184ZM183 165V166H184ZM217 165H218V167H217ZM251 165V164H250ZM34 166V165H33ZM51 166V167H50ZM62 166V165H61ZM72 166H74V165H72ZM77 166H75L76 168H77ZM182 166V167H183ZM220 166V167H219ZM35 167V166H34ZM54 167V166H53ZM52 167V168H53ZM65 167H66V165H65ZM71 167V166H70ZM84 167V166H83ZM179 167V166H178ZM181 167V168H182ZM259 167V166H258ZM36 168H39V166L38 167H36ZM58 168H59V165H58ZM61 168V167H60ZM74 168V167H73ZM80 168V167H79ZM186 168V167H185ZM219 168V169H218ZM39 169H42V168H39ZM44 169V168H43ZM68 169V168H67ZM96 169V172L94 171L93 172V170H95ZM134 169V168H133ZM258 169V168H257ZM260 169V168H259ZM52 170H54V169H52ZM60 170V169H59ZM61 170H62V168H61ZM75 170H77V169H74L73 170V173H76V172H74ZM86 170V171H87ZM128 169L126 168V171H127ZM69 171V170H68ZM71 171V170H70ZM79 171H81L80 169H79ZM79 171H78V173H79ZM83 171H85V170H83ZM203 171V172H204ZM218 171V172H217ZM34 172H35V170H34ZM36 172H37V169H36ZM43 172H45V171H43ZM52 172V171H51ZM54 172V171H53ZM88 172V171H87ZM86 172V173H87ZM89 172V173H90ZM124 172V171H123ZM128 172H129V170H128ZM134 172V171H133ZM207 172H204V173H207ZM66 173V172H65ZM64 173V174H65ZM68 173V172H67ZM71 173V172H70ZM85 173V174H86ZM107 173V174H108ZM126 173V172H125ZM185 173V172H184ZM187 173V172H186ZM207 173V174H208ZM45 174V173H44ZM50 174V173H49ZM49 174H48V176H49ZM58 174V173H57ZM60 174V173H59ZM59 174H58V176L57 177H59ZM63 174V176H65ZM77 174V173H76ZM75 174V175H76ZM82 174H83V172H82ZM111 174V173H110ZM114 174H113V176H114ZM128 174H130L131 176H133V174L132 173H128ZM188 174V173H187ZM190 174V173H189ZM69 175V174H68ZM73 175V174H72ZM75 175H73V176H75ZM78 175V174H77ZM77 175H76V177H77ZM106 174H104V175H100V177L101 176H105ZM112 175V174H111ZM125 175V174H124ZM124 175H122V176H124ZM210 175H208L209 177H207V179L209 178L210 179ZM214 175V176H215ZM45 176H47V175H45ZM44 176V177H45ZM47 176V177H48ZM91 176V175H90ZM98 176V175H97ZM119 176V175H118ZM203 176V175H202ZM213 175H212V177L215 179V177H214ZM42 177V176H41ZM56 177V178H57ZM62 177V176H61ZM68 177V176H67ZM66 176H65V178H67ZM72 177V176H71ZM75 177V178H76ZM80 177V179H81V175L79 176ZM83 177V176H82ZM87 177V176H86ZM92 177H93V175H92ZM95 177V176H94ZM186 177V176H185ZM204 177V176H203ZM202 177V178H203ZM217 177H216V179H217ZM39 178V177H38ZM88 178V177H87ZM86 178V179H87ZM89 178H91V177H89ZM97 178V177H96ZM105 178H107V176L105 177ZM108 178H110V177H108ZM112 179H113V177H111ZM128 178V177H127ZM189 178V177H188ZM194 178H195V176H194ZM212 178V179H213ZM61 179V178H60ZM60 179H58V180H60ZM62 179H63V177H62ZM61 179V180H62ZM93 179H95V178H93ZM101 179V178H100ZM206 179V178H205ZM204 179V180H205ZM206 180V183L208 182V181H210V180ZM57 180V181H58ZM66 180V179H65ZM69 180V179H68ZM67 180V181H68ZM71 180V179H70ZM90 180V179H89ZM98 180V179H97ZM67 181H66V183H67ZM76 181L78 182V183H80V181H78V179H76ZM84 181H86V180H84ZM102 181H103V179H102ZM192 181H194V180H191V182ZM217 181H215V182H217ZM60 182V181H59ZM70 182V181H69ZM75 181H74V179H73V183H74ZM99 182V181H98ZM188 182V181H187ZM190 182V181H189ZM211 182H213V181H211ZM57 183V182H56ZM81 183L83 184V181H82V179H81ZM87 183V182H86ZM93 183V182H92ZM92 183H90L91 185H92ZM100 183V182H99ZM210 183V182H209ZM59 184V183H58ZM64 184V183H63ZM96 184V183H95ZM204 184V183H203ZM214 184V183H213ZM80 186H81V184H79ZM85 185V184H84ZM94 185V184H93ZM96 185H98V184H96ZM100 185V184H99ZM219 185V186H218ZM76 186V185H75ZM83 186V185H82ZM102 186V185H101ZM87 187V186H86ZM100 187V186H99ZM190 187V186H189ZM205 187V186H204ZM207 187V186H206ZM220 189H219V188ZM98 188V187H97ZM97 188H95V189H97ZM99 189V188H98ZM208 189H210V188H208ZM207 190V189H206ZM220 190V191H221ZM218 191H216V194L218 193V194H221V193H223L222 191L220 192H218ZM223 194L222 196H220V198L221 197H227L226 198V200H225V202L227 201V199H228V196L229 195H227V194ZM234 194H237V195H234ZM226 195V196H225ZM218 196V195H217ZM216 196V197H217ZM223 197V198H224ZM218 198V197H217ZM219 198V199H220ZM222 198V199H223ZM221 199V200H222ZM225 199V198H224ZM229 201V200H228ZM224 203V202H223ZM229 203V202H228ZM228 203H226V204H228ZM225 204V203H224ZM225 204V205H226ZM231 216V215H230ZM233 216V215H232ZM232 218V217H231ZM260 219H262V218H260ZM258 220H259V218H258ZM258 222V221H257ZM252 225H249V227L250 228H253L254 227V225L253 224H255V223H251ZM256 224H259V223H256ZM240 226V227H241ZM253 226V227H252ZM238 227V226H237ZM256 228H257V226H256ZM243 229H245V228H243ZM243 229H240V230H243ZM248 229V228H247ZM246 229V230H247ZM252 230V229H251ZM251 230H249L248 229V232L249 231H251ZM239 231V230H238ZM247 232V233H248ZM243 233V232H242ZM246 234V233H245ZM249 234V233H248ZM254 249V248H253ZM264 254V253H263ZM263 257H264V255H263ZM263 260V259H262ZM242 262V261H241ZM246 262V261H245ZM245 262H244V264H245ZM263 261H261V263H262ZM243 263V262H242ZM241 263V264H242ZM248 263V262H247ZM235 264V263H234ZM238 264V263H237ZM249 264V263H248ZM253 264V263H252Z\"/></svg>",
	"mask_w": 264,
	"mask_h": 264
}]
</instances>
